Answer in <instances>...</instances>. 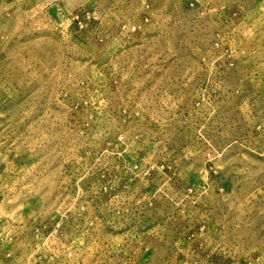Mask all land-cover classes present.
<instances>
[{"label":"rangeland","instance_id":"obj_1","mask_svg":"<svg viewBox=\"0 0 264 264\" xmlns=\"http://www.w3.org/2000/svg\"><path fill=\"white\" fill-rule=\"evenodd\" d=\"M0 264H264V0H0Z\"/></svg>","mask_w":264,"mask_h":264}]
</instances>
